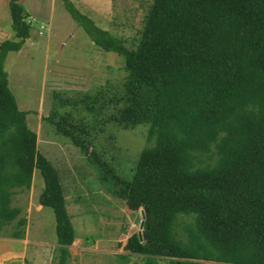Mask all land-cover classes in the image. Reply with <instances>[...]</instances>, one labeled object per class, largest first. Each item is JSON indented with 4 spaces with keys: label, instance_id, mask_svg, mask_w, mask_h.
Segmentation results:
<instances>
[{
    "label": "trees",
    "instance_id": "trees-1",
    "mask_svg": "<svg viewBox=\"0 0 264 264\" xmlns=\"http://www.w3.org/2000/svg\"><path fill=\"white\" fill-rule=\"evenodd\" d=\"M63 2L96 45L122 56L126 73L111 92H55L60 107L95 113L91 124L70 108L53 107L43 118L80 149L108 192L144 208L145 233L132 232L122 247L148 264L158 256L166 264H264V0H149L134 46ZM9 8L14 37L0 42V235L11 224L5 235L25 236L27 217L11 200L30 188L36 168L44 182L39 203L55 216L56 264H74L59 171L38 150L31 110L18 107L9 87L5 57L30 35L24 5L9 0ZM107 121L148 123L152 143L128 175L92 146V129Z\"/></svg>",
    "mask_w": 264,
    "mask_h": 264
},
{
    "label": "rangeland",
    "instance_id": "rangeland-1",
    "mask_svg": "<svg viewBox=\"0 0 264 264\" xmlns=\"http://www.w3.org/2000/svg\"><path fill=\"white\" fill-rule=\"evenodd\" d=\"M24 5L30 35L22 47L8 51L4 67L9 87L20 109H29L28 126L37 133L36 144L59 171L67 209L75 228V239L69 245L70 262L74 264H148L146 256L122 247L128 235L141 232V207L130 209L125 202L108 192L80 149L68 137L55 132L43 118L53 107L70 108L76 120L82 117L91 124L95 113L80 105L60 107L55 92L64 97H80L84 91L98 88H120L126 70L120 54L96 45L84 28L71 16L63 0H19ZM76 7L96 24L122 36L134 46L142 16L149 0H72ZM9 0H0V42L14 37ZM113 108H104V116ZM102 116V113L99 114ZM99 124V123H98ZM148 123L131 127L107 121L103 130H93L92 146L105 156L120 173L130 168L141 149L152 142L147 139ZM43 179L35 168L30 188L12 194L13 205H20L26 215L25 236L43 247L38 264H56L57 244L53 209L39 203ZM183 218L189 219L188 216ZM2 235L12 225H5ZM94 235L93 239L87 236ZM29 243V249L32 248ZM34 247V246H33ZM42 258V259H41ZM31 260V259H30ZM28 261L32 264L33 261ZM168 257H156L166 264ZM35 261V260H34ZM34 264V263H33Z\"/></svg>",
    "mask_w": 264,
    "mask_h": 264
},
{
    "label": "crops",
    "instance_id": "crops-1",
    "mask_svg": "<svg viewBox=\"0 0 264 264\" xmlns=\"http://www.w3.org/2000/svg\"><path fill=\"white\" fill-rule=\"evenodd\" d=\"M30 242H32L34 247L32 246V248L29 249ZM35 243H42V241H30L28 238L24 237L0 236V264H28L30 259L34 264H38V251L41 256L43 247L40 246L38 248Z\"/></svg>",
    "mask_w": 264,
    "mask_h": 264
},
{
    "label": "water",
    "instance_id": "water-1",
    "mask_svg": "<svg viewBox=\"0 0 264 264\" xmlns=\"http://www.w3.org/2000/svg\"><path fill=\"white\" fill-rule=\"evenodd\" d=\"M141 216H142V218L140 220V227H141V231L143 233H145V230L143 229V222H144V217H145V213H144V208L143 207L141 208Z\"/></svg>",
    "mask_w": 264,
    "mask_h": 264
}]
</instances>
